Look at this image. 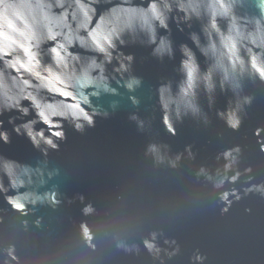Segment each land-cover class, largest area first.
<instances>
[{
    "label": "water",
    "instance_id": "95a60500",
    "mask_svg": "<svg viewBox=\"0 0 264 264\" xmlns=\"http://www.w3.org/2000/svg\"><path fill=\"white\" fill-rule=\"evenodd\" d=\"M254 2L242 0L237 12L255 15ZM174 39L184 38L174 32ZM130 51L137 56L135 74L143 77V83L132 93L119 88L118 95L94 101L109 112L108 119L98 118L95 128L83 134L66 129L68 140L47 156L23 138L13 136L10 145H0V155L40 169L42 175L33 177L28 190L54 192L58 201L29 206L27 215H22L0 196V261L12 247L18 264H160L161 260L190 264L197 251L206 257L204 264H264V199L240 192L243 198L222 213L219 192L248 187L247 177L215 189L205 175H198L201 168L208 175L215 177L218 170L222 175L224 161L217 156L239 146L237 168L243 172L250 166L251 183H264V155L252 135L255 128L264 127V84L245 78L238 96L217 90L211 108L201 93L202 116L185 117L175 124L176 135L171 136L160 121L156 87L165 80L175 81L172 65L141 63L147 51ZM130 96L139 101L136 106ZM245 96L252 97V102L243 105L240 128L232 131L216 117V111H223L229 101L234 106ZM132 115L142 127L129 119ZM149 144L160 147L163 162L146 154ZM186 146L191 147V157ZM169 161H175V166ZM85 206L91 207L90 213H84ZM246 208L252 211L245 213ZM84 228L90 238L85 237ZM153 233L162 249L160 259L143 246ZM165 240L175 244L166 245ZM177 247L171 258L164 254L163 250L172 252Z\"/></svg>",
    "mask_w": 264,
    "mask_h": 264
},
{
    "label": "clouds",
    "instance_id": "9594fccd",
    "mask_svg": "<svg viewBox=\"0 0 264 264\" xmlns=\"http://www.w3.org/2000/svg\"><path fill=\"white\" fill-rule=\"evenodd\" d=\"M238 7L242 0H0V145H10L13 136L23 138L47 156L68 140L66 129L83 134L95 128L98 118L108 119L109 112L94 101L118 95L119 88L132 93L141 87L143 77L134 68L137 56L130 51L137 48L147 51L141 63L172 65L176 79L158 83L156 98L161 124L175 136L176 123L202 116L201 93L211 108L217 90L238 96L245 78L264 84V0H255V15L239 14ZM174 32L184 39L177 42ZM129 99L133 106L139 103L135 97ZM251 102L250 96L237 99L234 106L229 101L216 117L238 131L239 113ZM129 119L142 127L135 115ZM204 123H208L206 116ZM262 132L264 127H257L252 133L260 155H264ZM185 152L192 156L190 146ZM146 154L164 160L156 144H149ZM240 154L236 146L217 156L224 161L222 175L219 170L215 177L208 175L203 168L198 173L215 189L247 177L248 187L219 192L222 213L243 198L240 192L264 199V183H251L252 168L243 172L237 168ZM169 163L175 166V161ZM41 175L38 168L0 155V196L12 211L27 215L29 206L58 203L54 192L28 190L33 177ZM91 210L90 206L83 209L85 214ZM83 232L90 238L87 228ZM169 243L175 241H164ZM143 246L160 259L162 249L155 233ZM178 250L163 251L171 258ZM4 256L0 264H18L12 247ZM205 259L197 251L190 264H204Z\"/></svg>",
    "mask_w": 264,
    "mask_h": 264
}]
</instances>
